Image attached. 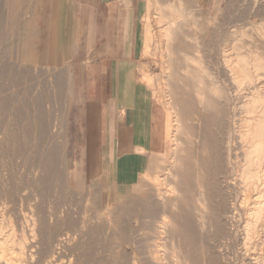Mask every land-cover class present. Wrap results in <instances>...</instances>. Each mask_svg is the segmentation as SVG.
Wrapping results in <instances>:
<instances>
[{
    "label": "rangeland",
    "instance_id": "374dc122",
    "mask_svg": "<svg viewBox=\"0 0 264 264\" xmlns=\"http://www.w3.org/2000/svg\"><path fill=\"white\" fill-rule=\"evenodd\" d=\"M147 1L138 78L165 144L122 198L100 188L85 71L51 62L49 0H0V264H264V0Z\"/></svg>",
    "mask_w": 264,
    "mask_h": 264
},
{
    "label": "crops",
    "instance_id": "0c3cea01",
    "mask_svg": "<svg viewBox=\"0 0 264 264\" xmlns=\"http://www.w3.org/2000/svg\"><path fill=\"white\" fill-rule=\"evenodd\" d=\"M49 3L51 62L67 74L84 70L83 84L91 86V99L97 101L100 188L109 196H131L164 151L162 113L138 78L140 66H150L147 57L153 51L144 23L148 1Z\"/></svg>",
    "mask_w": 264,
    "mask_h": 264
},
{
    "label": "bare ground",
    "instance_id": "6f19581e",
    "mask_svg": "<svg viewBox=\"0 0 264 264\" xmlns=\"http://www.w3.org/2000/svg\"><path fill=\"white\" fill-rule=\"evenodd\" d=\"M186 2H184V4H185ZM256 3V2H255ZM259 11V10H258ZM179 14V13H178ZM171 21L169 22V25L170 26H172L173 28H174V26L176 25V16H174L173 14L171 15ZM255 18V17H254ZM257 18V17H256ZM199 26V25H198ZM173 30V29H172ZM163 32V31H162ZM169 32V31H168ZM171 32H173V31H171ZM168 34V33H167ZM172 36V35H171ZM167 37V36H166ZM174 41V40H173ZM180 41V40H179ZM178 43V42H177ZM179 44V43H178ZM175 46V45H174ZM263 46V45H262ZM261 47V46H260ZM174 65V64H173ZM225 77H227V76H225ZM174 86V85H173ZM176 95V94H175ZM215 96V95H214ZM254 105V104H253ZM176 107V106H175ZM250 107V106H249ZM263 113V112H262ZM37 114V113H36ZM179 114V113H178ZM180 115V114H179ZM178 115V116H179ZM178 116H177V118H178ZM254 118V117H253ZM221 119V118H220ZM263 121V120H262ZM172 124V123H171ZM176 124H177V128L176 129H178V130H181L182 131V128H186L185 126H183V122H182V118L181 117H179L177 120H176ZM248 124H251L249 127V132H250V135H251V139H252V141H253V144H254V149L255 150H258L262 145H263V141H264V133L262 134V135H258V131H264V130H261L259 127H258V125L260 124V121L259 120H253V121H250V122H248ZM263 125V124H262ZM189 129H190V127H188ZM187 128V129H188ZM188 129V130H189ZM191 129H192V127H191ZM176 131V130H175ZM181 131H179V132H181ZM191 131V130H190ZM190 131L188 132V134L190 133ZM172 132V131H171ZM174 132V131H173ZM178 132V133H179ZM184 133L186 132V131H183ZM195 132V131H194ZM187 133V132H186ZM193 133V132H192ZM175 134H176V132H175ZM182 134V133H181ZM180 134V135H181ZM191 134V133H190ZM195 134V133H194ZM179 135V136H180ZM190 136V135H189ZM243 136H244V134H243ZM191 137H192V134H191ZM179 139H180V137H179ZM183 139V138H182ZM181 139V140H182ZM192 139V138H191ZM172 140V139H171ZM175 140V139H174ZM173 140V141H174ZM180 140V141H181ZM179 141V140H178ZM179 141V142H180ZM196 141V140H195ZM179 142H177V143H179ZM181 142H183V141H181ZM175 143H176V141H175ZM165 144V143H164ZM179 144H181V143H179ZM178 145V144H177ZM176 145V146H177ZM264 146V145H263ZM178 147V146H177ZM241 148V147H240ZM250 148H252V147H250ZM175 149H176V147H175ZM260 149H262V147L260 148ZM198 150V149H197ZM234 150V149H233ZM251 150V149H250ZM178 152V150L176 151V153ZM249 152V151H248ZM255 153V152H254ZM192 154V153H191ZM256 154V153H255ZM248 156V155H247ZM191 157H193V155L191 156ZM252 157V156H251ZM256 157V156H255ZM248 158V157H247ZM260 158V157H259ZM193 159V158H192ZM257 159V158H256ZM174 160V159H173ZM178 160H179V158H178ZM258 160V159H257ZM250 161V160H249ZM248 161V162H249ZM262 162V161H261ZM173 163H174V161H173ZM179 164H180V161L178 162ZM177 164V163H176ZM254 164V163H253ZM252 164V165H253ZM178 165V164H177ZM237 165H239V164H237ZM244 165V164H243ZM261 166V165H260ZM259 166V167H260ZM264 168V167H263ZM202 173V172H201ZM178 176V175H177ZM175 177V176H174ZM179 177V176H178ZM165 180H166V178H165ZM176 183V182H175ZM178 184V183H177ZM173 185H175V187H176V184H173ZM178 186V185H177ZM250 186V185H249ZM168 189V188H167ZM175 189V188H174ZM177 189V188H176ZM177 191V190H176ZM178 191H179V189H178ZM174 192H175V190H174ZM179 193V192H178ZM175 194H177V193H175ZM175 194H174V196H175ZM178 196V195H177ZM177 196H175L176 198H177ZM175 201V200H174ZM173 201V204L174 203H176V202H174ZM177 201V200H176ZM167 203V202H166ZM170 204L171 203H169V206H170ZM166 205V204H165ZM201 205V204H200ZM164 206V205H163ZM232 206V205H231ZM209 207V206H208ZM164 208V207H163ZM162 208V209H163ZM170 208H172V207H170ZM180 208V207H179ZM167 209V208H166ZM176 209V208H175ZM172 210H174V209H172ZM176 211H179L178 209L176 210ZM173 212H175V210L173 211ZM186 212V210H184V209H181L180 208V212H179V215H178V213H177V216L176 217H180V218H178V219H181V222H183V227L182 226H180V227H182L181 229H179L180 230V236L181 237H183V238H186V237H188L187 236V234H188V230H189V225L187 224V221H186V219H187V217L185 216V213ZM164 213V212H163ZM166 213V212H165ZM171 213V212H170ZM176 213V212H175ZM107 214V213H106ZM258 214V213H257ZM173 215V214H172ZM171 215V216H172ZM176 215V214H175ZM170 216V215H169ZM169 216H167L166 215V217H169ZM174 216V215H173ZM255 216V215H254ZM164 217V216H163ZM109 218V217H108ZM170 219H168V222H169V220H171V217H169ZM175 218V217H174ZM164 219H166V218H164ZM110 220V219H109ZM175 220V219H174ZM177 220V219H176ZM108 221V220H107ZM163 221V220H162ZM165 221V220H164ZM172 221V220H171ZM179 221V220H178ZM164 223V222H163ZM163 223H161L162 224V226L164 225ZM170 223V222H169ZM171 223H173V222H171ZM178 223V222H177ZM110 224V223H109ZM166 224V223H165ZM175 224V223H174ZM174 224H173V226H174ZM214 224V223H213ZM111 225V224H110ZM178 225H181L180 223L178 224ZM161 226V225H160ZM159 226V227H160ZM164 226H166V225H164ZM158 226H157V228H159ZM167 227H169V226H167ZM172 227V226H171ZM170 227V228H171ZM176 227V226H175ZM179 227V226H178ZM177 227V228H178ZM162 227H160L159 229H161ZM165 228V227H164ZM164 228H162V229H164ZM191 228V227H190ZM161 229V232L163 233V230ZM168 229V228H167ZM172 229V228H171ZM170 229V230H171ZM178 230V229H177ZM179 230H178V232H179ZM165 231H167V230H165ZM171 231H173V230H171ZM237 231V230H236ZM160 232V235L162 234ZM174 233V232H173ZM159 234V233H158ZM167 234H169V232L167 231ZM165 235V234H164ZM155 236V235H154ZM169 236H172L171 234L169 235ZM249 236V235H248ZM170 238V237H169ZM179 238V237H178ZM193 238V237H192ZM60 239V238H59ZM197 239V238H196ZM4 246V245H3ZM3 250V249H2ZM45 250V249H44ZM41 251V250H40ZM242 251V250H241ZM174 252V251H173ZM197 252V251H196ZM31 253V252H30ZM57 253V252H56ZM161 254V253H160ZM1 255V254H0ZM32 255V254H31ZM159 255V254H158ZM191 256V255H190ZM174 257V256H173ZM197 257V256H196ZM175 258V257H174ZM12 260V259H11ZM154 260V259H153ZM156 260H157V258H156ZM160 260V259H159ZM37 261V260H36ZM15 262V261H14ZM177 262V261H176ZM137 263V262H136ZM50 264V263H49ZM176 264V263H175Z\"/></svg>",
    "mask_w": 264,
    "mask_h": 264
}]
</instances>
